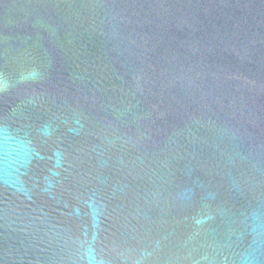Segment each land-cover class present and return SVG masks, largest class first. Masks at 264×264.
<instances>
[{
	"label": "water",
	"instance_id": "1",
	"mask_svg": "<svg viewBox=\"0 0 264 264\" xmlns=\"http://www.w3.org/2000/svg\"><path fill=\"white\" fill-rule=\"evenodd\" d=\"M0 264H264V0H0Z\"/></svg>",
	"mask_w": 264,
	"mask_h": 264
}]
</instances>
